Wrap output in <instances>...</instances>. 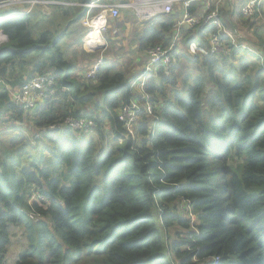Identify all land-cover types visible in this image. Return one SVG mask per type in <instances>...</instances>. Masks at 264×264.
Wrapping results in <instances>:
<instances>
[{
	"label": "trees",
	"instance_id": "trees-1",
	"mask_svg": "<svg viewBox=\"0 0 264 264\" xmlns=\"http://www.w3.org/2000/svg\"><path fill=\"white\" fill-rule=\"evenodd\" d=\"M198 8L189 13L201 16ZM239 8V22L256 27L262 40L260 12L244 19ZM176 13L143 31L142 52L169 43ZM82 16L73 6L42 16L36 36L30 15L0 20L7 38L0 76L6 81L23 61L27 79L51 75L56 88L31 112L0 90L12 131L0 144V264H8L12 228L25 238L14 264H213L215 257L216 264H264V68L249 64L247 49L232 46L230 56L240 55L235 64L226 62L231 57H187L191 70L178 73L184 63L177 57L168 75L160 69L145 82L148 99L141 101L152 114L140 111L133 137L119 142L117 113L138 100L130 81L138 74L127 77L102 60L86 78L60 46L64 33L49 46L68 21L65 32L80 33L71 26ZM216 30L184 25L179 36L186 44L206 42ZM67 116L91 119L93 133L68 128L29 143ZM184 202L196 224L180 210Z\"/></svg>",
	"mask_w": 264,
	"mask_h": 264
},
{
	"label": "built area",
	"instance_id": "built-area-1",
	"mask_svg": "<svg viewBox=\"0 0 264 264\" xmlns=\"http://www.w3.org/2000/svg\"><path fill=\"white\" fill-rule=\"evenodd\" d=\"M221 0H127L117 3H104L101 0H0V20L8 15H29L35 8L53 9L61 7H79L82 9L81 22L86 28L85 47L88 52L100 50L102 53L106 48L104 33L107 29L108 20L115 19L121 9H129L135 13L140 20L147 22L159 15H166L171 12L175 3L183 4V15L175 21L176 29L172 39L165 46L155 45L147 48L145 54L147 61L144 68L138 76L132 81L131 88L138 83L139 93L138 100H132L122 105L117 113V119L121 123L123 131L119 133L118 141L128 140L133 137V125L136 122L137 114L142 110H148L152 114L151 108L142 103L141 100H147L148 95L144 93L145 82L156 76L161 69L165 75H168L177 62L178 56L186 57H207L215 56L222 60L230 57L233 49H247L254 55L257 52L246 46L245 43L234 42L233 34L227 31L219 17ZM243 4L239 8V13L244 19L251 18L255 13L259 14V6L261 0H242ZM193 3L203 5V14L197 16L189 13L188 8ZM190 26L197 31L207 29L214 26L216 33L207 37L204 41L187 42V50L181 51L178 46L179 29L181 26ZM229 39V43L225 41ZM6 36L0 31V46L6 42ZM5 44V43H4ZM232 46V48H230ZM260 57V60H264ZM99 62H96L86 73V78H93ZM55 80L51 75H36L23 81L15 90L11 91V102L20 106L24 112L33 111L37 105L43 103L48 98L55 95ZM94 123L87 117L67 116L62 121L52 123L47 129H43L40 133L30 135L29 141H37L42 133H61L65 129L75 131H87L93 133ZM77 140H81V134H76ZM34 138V139H33ZM189 211V204L182 208ZM218 262V258L213 259V264Z\"/></svg>",
	"mask_w": 264,
	"mask_h": 264
},
{
	"label": "rangeland",
	"instance_id": "rangeland-1",
	"mask_svg": "<svg viewBox=\"0 0 264 264\" xmlns=\"http://www.w3.org/2000/svg\"><path fill=\"white\" fill-rule=\"evenodd\" d=\"M61 8H65V7H61ZM61 8H53L50 10L44 9V8H35L31 11V13L29 15L31 17H33V19H34L32 22V27H33V23H34V35L35 36L38 34V31L40 30V28L38 26H41L40 21L42 20V18L44 16H49L54 12H59L61 10ZM172 11H173V8L171 9V12ZM171 12L169 14H166L163 16L160 15L157 17L158 18L159 17L167 18L171 15ZM259 12L261 15V20H259L257 18H255V19H256V25L257 26L261 25L259 28H257V34L259 36L260 35L262 36V38H261L262 40H260L258 38V36L253 31V29L254 28L256 29V27H253V29L249 31L248 29H246L247 25L241 24V26L237 32H234L231 30V32L233 34L234 42L238 43V40L241 39L240 43H245V45H247L248 42H251V43H255L259 46L264 47V32H263L264 31V0H261L260 6H259ZM119 15H120V11L118 12V15L115 19H117L119 17ZM108 24H109V20H108ZM43 27H45V25ZM71 28H75V30L80 31V33L73 35V36H70L66 32H64L65 35L63 37V42H60V46L63 50H64V47H67V48H65L66 57L75 63L74 71H76L78 74L83 75L85 72H87L94 65V64L92 65V63L99 62L98 61L99 59H100V61L102 60L101 56H99L101 52H100V50H96L93 52L87 51V48L85 47V35H84L85 34V27L83 26L81 20H80L79 26L76 24H73L71 26ZM107 28H108V25H107ZM107 32H108V29H106V31L104 33V37L107 36ZM261 32H263V34ZM259 33H261V34H259ZM109 38L110 37H108V40L107 39L105 40L106 48H105V51L102 52L104 54L110 53V50H112V51L116 50V46L113 45L114 42L110 41ZM4 43L5 42H3L1 44V46ZM185 44L183 45V48L181 49V51H183V52H185L187 50V44H186V46H185ZM1 46H0V48H1ZM242 52H244V50H242ZM248 53L249 54H247V56H248L249 64L250 65H252V64L259 65V61H258L257 57L254 54H252L251 52H248ZM241 54H243V53H241ZM239 56L240 55L234 56V58L232 56H230L231 57L230 61L226 60V62L228 64L232 63L233 61H236L239 58ZM178 57H180V61H182L184 63V64H180L181 66H179V68H178V73H182V72L191 70L192 67L187 68L188 62H185V61H187L186 60L187 57L186 56H184V57L178 56ZM127 58H128V61H126V58L123 57L120 61V64L115 65V66H117L118 68H122L126 71L129 67H131L130 56H127ZM77 64L79 67L77 66ZM84 64L86 66H89L90 64L91 65L86 70H84L82 68L84 66ZM176 65H178L177 62L174 63L173 67H176ZM26 67H28V66L25 64V62L18 61L14 65L13 74L10 75V77H8V79H6V81H5V77L0 76V78H1L0 79V90H2L4 88L8 92L7 97H6V101H11V91L15 87V86H10L8 82H10V84L15 82V83H17L16 86H19L28 77L29 71H27ZM126 74H128L127 77H129L130 74L128 72H126ZM3 81L6 82L7 85ZM130 81H133V79L131 78ZM138 83L136 84L135 87H133L134 93L136 92V90H139ZM8 88H9V90H8ZM0 100L3 102V103L2 102L0 103V126L2 125V127L4 128L3 130H0V137H3L0 140V144L2 145V144H7V140L5 138L8 137L7 134H12L11 133L12 131L10 129L9 122L5 121L7 118L6 110H4V105H3L5 103L4 102L5 100L4 99H0ZM87 109L90 110L91 106H88ZM152 124H153V119H151L149 122L150 128H151ZM31 133H33V132H31ZM135 137L137 138V140L142 139V137L137 135L136 132H135ZM29 143L31 144L30 141H29ZM33 143L34 142H32V145H33ZM35 143H36V141H35ZM43 143H44L43 141H40V144H43ZM0 157H3L1 155V153H0ZM30 161L31 160L29 157H26V156L22 157V165L27 166V165H29ZM36 198L40 199L37 196H36ZM31 200H33V198ZM185 206H186V204H183L182 208ZM188 216L191 217L192 221L194 220L193 224H196L198 222L196 219H193L194 218L193 215H188ZM24 248H25V238L23 237V235H21V232L18 229L12 228L11 235H10V245H9L7 253H6V260H5L6 263L14 264L15 261L17 260L19 253H21L24 250Z\"/></svg>",
	"mask_w": 264,
	"mask_h": 264
},
{
	"label": "crops",
	"instance_id": "crops-1",
	"mask_svg": "<svg viewBox=\"0 0 264 264\" xmlns=\"http://www.w3.org/2000/svg\"><path fill=\"white\" fill-rule=\"evenodd\" d=\"M101 1L104 3L120 2V0H114V1L101 0ZM241 2L242 0H221L219 3L220 12H221V13L219 12L221 15L219 17L223 23L224 28L229 32H231V30L234 32H237L241 26V23L239 22L238 17L236 15ZM192 6H195L196 8L199 7L198 10H201L200 12L203 14V5L199 3H193ZM175 11H177L176 13L177 19H179L183 15V4L179 2L175 3L173 5V11L171 12V14L175 13ZM199 14L200 13H198V15ZM160 18L162 17H159V18L157 17L151 21L144 22L140 20L137 16H135V13L132 10L121 9L120 15L117 19H113V18L109 19V24L107 28L108 29L107 36L104 37L105 40L106 39L108 40V37H110L109 39L110 41L114 42L113 45L116 46V50H113V51L110 50V53H105V54L100 53L99 56H101L102 60H107L114 65H119L123 57H125L126 61H128L127 56H130L131 67H129L126 70V72L132 75V77L135 76L136 74H139V72L144 68V65L147 61V57H146L145 51L142 52V50L139 49L138 40L141 37L145 29L157 26ZM246 29L250 31L253 28L251 29L250 24H248L246 26ZM253 31L255 32L256 29L254 28ZM263 32L261 33L263 34ZM240 41L241 39L238 40V42ZM184 44L185 43L182 42V38H180L179 36L178 46L182 49ZM246 46H249L250 48L254 49L257 52L259 57L261 58L264 57V47L259 46L255 43H251V42H248ZM228 60L230 61V59ZM232 63L235 64L236 61H233ZM89 66H86L84 64V66L83 67L81 66V67L84 70H86ZM15 89L16 88L12 90H15ZM135 93H139V90H136Z\"/></svg>",
	"mask_w": 264,
	"mask_h": 264
},
{
	"label": "water",
	"instance_id": "water-1",
	"mask_svg": "<svg viewBox=\"0 0 264 264\" xmlns=\"http://www.w3.org/2000/svg\"><path fill=\"white\" fill-rule=\"evenodd\" d=\"M69 22H70V21L66 22L65 26L62 28V30H60V31L57 33V35L53 38V40L51 41V43L49 44V46H54V45L57 43V41L62 37L63 33L65 32V29L67 28ZM38 46H40V45H38V44H37V45H34L30 50H32L33 48L38 47ZM6 50H7V49H6ZM30 50H26V51H30ZM15 51H16V50H15ZM26 51H24V52H26ZM17 52H19V51H17ZM22 52H23V51H22Z\"/></svg>",
	"mask_w": 264,
	"mask_h": 264
},
{
	"label": "clouds",
	"instance_id": "clouds-1",
	"mask_svg": "<svg viewBox=\"0 0 264 264\" xmlns=\"http://www.w3.org/2000/svg\"><path fill=\"white\" fill-rule=\"evenodd\" d=\"M81 12H82V9H81ZM81 15H83L82 13H81ZM160 16V15H159ZM162 16V15H161ZM157 18V17H156ZM155 19V18H154ZM81 20V19H80ZM153 20V19H152ZM108 25V24H107ZM85 32H86V28H85ZM99 61V60H98ZM102 61V60H101ZM100 61V62H101ZM258 61H259V65L260 66H262V68H264V60L262 61V60H260V59H258ZM86 73V72H85ZM138 76V75H137ZM132 82V81H131ZM188 202H184L183 204H187ZM189 204V203H188ZM180 210L181 211H183L187 216L188 215H191V208L189 207V211H185V210H183L182 209V206L180 207ZM189 217V216H188Z\"/></svg>",
	"mask_w": 264,
	"mask_h": 264
}]
</instances>
